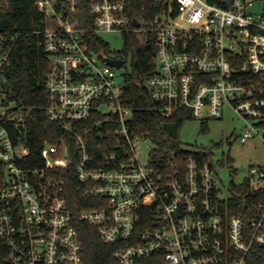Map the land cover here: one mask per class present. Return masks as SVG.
<instances>
[{"label": "built area", "instance_id": "built-area-1", "mask_svg": "<svg viewBox=\"0 0 264 264\" xmlns=\"http://www.w3.org/2000/svg\"><path fill=\"white\" fill-rule=\"evenodd\" d=\"M34 3L48 57L45 112L72 144L45 143L31 166L19 142L29 110L0 112L1 264H86L81 223L113 247L108 264H251L254 250L264 252V166L246 179L254 195H242L245 220L229 211L232 197L219 193L211 162L142 161L144 139L129 130L133 112L122 102L124 78L107 61L118 57L88 37L152 33L147 86L161 116L186 109L193 118H222L230 106L246 121L247 142L264 133V14L252 0H160L139 19L127 0ZM15 39L0 31V83ZM69 182L76 204L66 196Z\"/></svg>", "mask_w": 264, "mask_h": 264}, {"label": "trees", "instance_id": "trees-1", "mask_svg": "<svg viewBox=\"0 0 264 264\" xmlns=\"http://www.w3.org/2000/svg\"><path fill=\"white\" fill-rule=\"evenodd\" d=\"M7 1L8 5L0 7V31L14 35L16 39L13 64L6 71L2 85L9 101H15L18 106L29 110V120L20 134L19 142L28 145L29 158L34 161L30 165L34 166L45 143L60 144L65 139L68 144H72V140L60 131L56 123L49 120L45 112L48 57L44 46L43 15L36 9L35 0ZM159 2L160 0H127L131 14L138 19L151 16ZM88 38L92 48L108 57H114L102 36L90 34ZM156 50V40L152 33H146L144 39L138 33H130L124 35V47L115 56L123 59L124 65L128 59L131 62L130 68L126 67L120 73L125 82L122 102L133 112L128 128L135 135L154 143L150 151V160L154 166L163 168L168 161L182 162L189 156L202 162H210L208 152L188 151L181 146L179 132L184 121L193 118L191 113L185 109L170 118H163L160 114L161 105L152 99L147 80L155 72ZM232 190L250 200L254 195H247L246 183L233 184ZM242 195H234L229 199V211L248 220L251 214L245 210ZM66 196L72 204L79 200L75 182H69ZM77 227L85 246L86 264H108L113 247L100 240L95 226L81 223ZM250 262L264 264L262 249L257 248L252 252Z\"/></svg>", "mask_w": 264, "mask_h": 264}, {"label": "rangeland", "instance_id": "rangeland-1", "mask_svg": "<svg viewBox=\"0 0 264 264\" xmlns=\"http://www.w3.org/2000/svg\"><path fill=\"white\" fill-rule=\"evenodd\" d=\"M252 10L264 14V0H252ZM144 39L146 33H138ZM102 38L109 44L112 55L117 56L124 47V35L120 33H102ZM130 59L119 70L130 68ZM3 83V82H2ZM0 83V112L11 109L19 111L15 101H9ZM222 118H190L184 121L179 132L182 148L188 151H206L214 165L217 186L222 197L229 198L242 195L232 190V185L246 182L252 167L264 166V133L250 137L247 142L241 141L246 121L239 116L233 107L225 106ZM154 143L150 139L140 142L141 160L147 161Z\"/></svg>", "mask_w": 264, "mask_h": 264}, {"label": "water", "instance_id": "water-1", "mask_svg": "<svg viewBox=\"0 0 264 264\" xmlns=\"http://www.w3.org/2000/svg\"><path fill=\"white\" fill-rule=\"evenodd\" d=\"M134 24L137 26L138 25V21L135 19L134 20ZM108 63L117 68V69H121V67L123 66L124 60L121 58H108L107 59Z\"/></svg>", "mask_w": 264, "mask_h": 264}]
</instances>
